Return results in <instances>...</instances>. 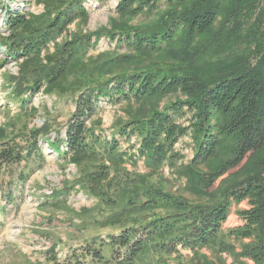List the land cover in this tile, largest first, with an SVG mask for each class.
<instances>
[{
	"label": "trees",
	"instance_id": "trees-1",
	"mask_svg": "<svg viewBox=\"0 0 264 264\" xmlns=\"http://www.w3.org/2000/svg\"><path fill=\"white\" fill-rule=\"evenodd\" d=\"M31 1L42 5L43 13L7 9L5 30L0 32L6 57L20 62L19 79L11 78L16 87L10 99L40 89L47 95L55 91L75 97L63 148L56 145L58 139L48 143L59 161L79 171L77 183L87 193L105 205L115 203L106 198L109 192L122 202L106 219L120 226L127 222L118 235L109 237L111 264H136L148 248L168 255L181 248L196 256L209 249L264 264V32L253 40L248 56L200 69L188 48L192 38L212 30L219 0H199L190 8L193 0H119L109 30L73 35L61 43L56 40L71 24L87 20L85 0ZM242 17L243 13L237 18ZM122 20H147L151 25L133 26ZM233 22L226 21L224 30ZM102 35L115 42L114 50L84 60L87 50L95 47L91 39L98 41ZM193 53L199 59L201 51ZM171 95L179 98L159 107ZM101 103L137 105L135 112L125 111L127 118L117 123L115 134L125 143L135 139L129 146L134 154L128 159H143L148 174L118 183L127 179L122 168L126 152L118 151L114 138L108 142L95 135L101 121L93 118ZM181 119L187 124H180ZM46 132L42 128L20 136L23 146L15 138L0 136V175L2 169L33 160L44 164L39 137ZM188 134L191 159L175 166L183 157L174 148ZM165 166L183 181L185 192L216 201L191 203L149 182L152 173ZM25 180L26 176L16 177L18 184ZM243 203L247 207L236 210L241 224L225 228L232 209ZM232 240L241 242L239 253ZM84 251L91 261L101 262L98 249L89 246ZM49 261L57 263L52 257Z\"/></svg>",
	"mask_w": 264,
	"mask_h": 264
},
{
	"label": "rangeland",
	"instance_id": "rangeland-1",
	"mask_svg": "<svg viewBox=\"0 0 264 264\" xmlns=\"http://www.w3.org/2000/svg\"><path fill=\"white\" fill-rule=\"evenodd\" d=\"M70 1V0H65ZM119 0H109L98 4L91 0L82 1V7L88 10V18L84 23L75 22L67 28L64 36L56 40L61 43L73 35L87 36L92 33L102 34L110 29L112 19H115L114 9ZM199 0H193L187 8ZM219 15L209 34L192 38L188 52L200 69L218 62L228 63L230 60L249 55V48L255 38H261L264 32V0H219ZM221 8V10H220ZM11 9L17 12L40 15L44 9L31 0H0V32L5 30V12ZM164 12V11H163ZM243 13L242 18H237ZM237 18V19H234ZM153 19V18H152ZM151 19V20H152ZM234 20L224 30L225 22ZM128 25H151L147 20H122ZM224 30V32H222ZM215 36L213 37V35ZM94 48H89L84 60L104 52L114 50L115 42H110L105 36L98 41L95 38ZM52 51V44L49 45ZM201 54L194 55V51ZM5 47L0 46V136L14 139L24 145V139L30 132L46 128L47 132L39 137V146L43 153L44 164L39 165L33 160L19 167L2 169L0 175V264H52L49 258H55L56 264H111V248L107 245L110 236H116L122 231L124 224L107 223L106 219L115 214L122 206L116 201V195L109 192L107 199L115 200L112 205H105L98 198L90 195L77 182L79 171L65 162L59 161L54 149L49 143L58 139L56 145L62 149L64 127L75 109L74 96L53 92L43 93V89L23 95L20 99H10L15 92V82L19 79L20 62L10 60L5 55ZM123 52V51H120ZM43 54H41V57ZM252 65L254 64L253 61ZM29 81L32 79L28 76ZM178 96H168L159 103V107L173 101ZM21 100H25L24 104ZM100 112L93 118L101 121L96 126L95 135L104 141L113 138L119 142V152H126L127 163L122 165L126 176L119 179L133 180L137 176L148 174L143 159L129 160L134 154L129 146L135 143L131 138L129 143L115 134L117 123L125 122V111L135 112L137 105H108L101 103ZM187 124L185 119L178 121ZM24 134V135H20ZM57 136V137H56ZM49 142V143H48ZM183 159L175 166L187 163L192 156L193 145L191 137L179 140L175 146ZM106 165V164H105ZM245 171V170H244ZM26 176L24 184H18L16 177ZM243 178L244 173L238 178ZM149 182L160 186L166 193L179 196L197 204H208L216 201L213 198L191 195L183 189V181L177 180L168 167H163L152 173ZM215 190V188H214ZM110 202V201H109ZM245 203L232 209L224 224L225 228H234L241 224L236 216V210L245 209ZM129 225V224H127ZM235 253L240 252L241 242L230 241ZM98 249L102 256L100 263L91 261L85 253V248ZM48 253L49 256L46 255ZM50 253V254H49ZM253 264L250 260L230 253H216L213 250L202 249L192 255L189 250L178 248V254L168 255L156 253L147 249L137 259L136 264Z\"/></svg>",
	"mask_w": 264,
	"mask_h": 264
}]
</instances>
